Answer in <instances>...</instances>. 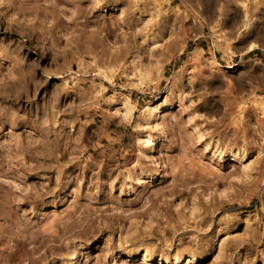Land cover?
Returning a JSON list of instances; mask_svg holds the SVG:
<instances>
[{
	"label": "rangeland",
	"instance_id": "1",
	"mask_svg": "<svg viewBox=\"0 0 264 264\" xmlns=\"http://www.w3.org/2000/svg\"><path fill=\"white\" fill-rule=\"evenodd\" d=\"M0 264H264V0H0Z\"/></svg>",
	"mask_w": 264,
	"mask_h": 264
},
{
	"label": "bare ground",
	"instance_id": "2",
	"mask_svg": "<svg viewBox=\"0 0 264 264\" xmlns=\"http://www.w3.org/2000/svg\"><path fill=\"white\" fill-rule=\"evenodd\" d=\"M113 7H110L108 10L112 9ZM168 108H171V105L169 103ZM162 106L160 102H155L153 104H148L145 106V108L142 111V117L144 118V122L146 123V127L155 128L159 123L157 121L158 115L161 113ZM158 138L157 134H148L144 137H142L139 142L140 146L137 151L138 159L145 158L146 160H153V144L155 140ZM157 164V163H156Z\"/></svg>",
	"mask_w": 264,
	"mask_h": 264
}]
</instances>
